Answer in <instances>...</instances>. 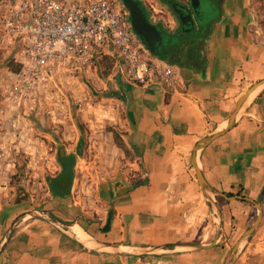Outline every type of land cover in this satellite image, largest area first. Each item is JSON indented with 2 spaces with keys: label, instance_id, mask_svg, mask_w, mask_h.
Wrapping results in <instances>:
<instances>
[{
  "label": "crops",
  "instance_id": "obj_1",
  "mask_svg": "<svg viewBox=\"0 0 264 264\" xmlns=\"http://www.w3.org/2000/svg\"><path fill=\"white\" fill-rule=\"evenodd\" d=\"M245 3L223 4L222 14L212 18L211 32L193 45L195 66L171 64L182 81L175 91L165 90L154 77L144 86L132 85L115 68L112 71L109 59L100 63H110V77L118 81L117 95L125 110L121 139L140 178L131 184L101 185L99 197L105 208L95 212L98 219L72 208L68 198H53L50 206L55 212L46 213L65 225L84 221L89 237L118 251L93 249L43 220L29 219L12 231L0 251V264L227 263L229 247L256 215L246 201H216L221 234L214 246L174 247L205 246L214 239L217 219L196 182L191 153L200 139L224 127L236 100L264 79V42ZM156 5L166 19L148 17L143 5L148 21L173 33L177 23L168 6L160 1ZM69 80L64 77L61 84ZM196 161L213 190L254 201L260 198L261 223L234 264H264V87L249 97L234 126L200 151ZM16 217L10 211L0 215V244ZM108 218V231L102 233ZM161 247L168 248L144 252Z\"/></svg>",
  "mask_w": 264,
  "mask_h": 264
},
{
  "label": "rangeland",
  "instance_id": "obj_2",
  "mask_svg": "<svg viewBox=\"0 0 264 264\" xmlns=\"http://www.w3.org/2000/svg\"><path fill=\"white\" fill-rule=\"evenodd\" d=\"M140 1L148 17L166 19L156 5L159 0ZM199 1L202 20L212 19L214 0ZM244 1L252 11L258 38L264 42V0ZM5 62V56H0V215L7 211L15 217L34 210L55 212L50 206L53 198L47 184L59 172L56 159L61 150L63 156L75 158L68 196L72 208L98 219L95 212L101 213L105 208L99 197L101 185L123 181L131 184L140 178L124 145L122 151L113 140V134L121 139L125 110L117 95L118 81L110 77L111 65L102 63L96 70L70 79L58 91L49 93L18 83L10 75L18 71L6 70ZM79 141L82 150L77 156ZM18 200L22 204H17ZM216 201L221 202L218 198ZM68 225H76L87 234L84 221H71ZM233 245L229 247L227 262Z\"/></svg>",
  "mask_w": 264,
  "mask_h": 264
},
{
  "label": "built area",
  "instance_id": "obj_3",
  "mask_svg": "<svg viewBox=\"0 0 264 264\" xmlns=\"http://www.w3.org/2000/svg\"><path fill=\"white\" fill-rule=\"evenodd\" d=\"M2 55L18 68L10 73L18 83L49 93L105 59L132 85L152 77L167 91L182 84L174 66L151 57L118 0H0Z\"/></svg>",
  "mask_w": 264,
  "mask_h": 264
},
{
  "label": "water",
  "instance_id": "obj_4",
  "mask_svg": "<svg viewBox=\"0 0 264 264\" xmlns=\"http://www.w3.org/2000/svg\"><path fill=\"white\" fill-rule=\"evenodd\" d=\"M123 6V8L127 11L129 22L132 31L134 34L139 37L144 45L147 51L150 54H153L156 52V48H158L161 45L167 44V41L170 40L169 38L165 37L156 26L152 25L146 16V13L142 9L140 3L138 1L134 0H119ZM190 9L195 13L199 11L200 7V1L199 0H188ZM172 9L174 7L172 6ZM178 19L182 26L185 24H189L190 26L193 25L192 19L189 14H186L185 17L178 14ZM264 87V79L260 80L256 83H253L235 102L234 109L228 119L225 122V125L220 130L214 131L210 133L209 135H206L202 139H200L196 145L194 146L192 153H191V165L194 170V175L196 182L201 190V192L204 194L207 203L211 207L212 211L215 214V217L217 219V229L214 239L209 245L201 246V245H176L174 248H185V249H203V248H210L215 245L216 241L218 240L220 234H221V225H220V215L219 211L215 202V198H222L226 201H230L232 199H238L242 201H246L248 203H251L256 211L255 219L253 223L246 229V231L242 234V236L239 238V240L233 245V247L230 250V259L226 264H234L237 259V253L240 250L241 246L244 245V243L252 236L254 231L259 227L261 220H262V208L260 205V198L256 201L241 197V196H227L224 193L217 192L213 190L205 181L200 169L197 166V155L200 151H202L204 148H206L210 143H212L214 140L218 139L219 137L223 136L226 132H228L236 123L238 117L240 116L244 105L246 104L249 97L255 93L258 89ZM63 157V153L61 150L58 151V158L61 159ZM132 187L125 189L124 191L131 190ZM27 218L30 219H40L51 225L52 227L56 228L57 230L61 231L63 234L68 236L69 238L73 239L74 241L84 244L82 242L77 241L73 235L70 233L69 225H65L61 221L51 217L47 213L41 212V211H31L24 214L19 215L10 225L8 228L2 243L0 244V251L2 250L4 244L10 237L12 231L14 228L22 221H25ZM109 228V218L106 220L105 225L103 229L101 230L102 233H105L108 231ZM88 236V235H87ZM89 237V236H88ZM90 241L93 243V246H91L93 249H102V248H108L111 251L115 252L118 251L113 246L106 244V243H100L95 240H93L91 237ZM85 245V244H84ZM168 247H161V248H151L147 249L144 252H158L160 250H165Z\"/></svg>",
  "mask_w": 264,
  "mask_h": 264
},
{
  "label": "flooded vegetation",
  "instance_id": "obj_5",
  "mask_svg": "<svg viewBox=\"0 0 264 264\" xmlns=\"http://www.w3.org/2000/svg\"><path fill=\"white\" fill-rule=\"evenodd\" d=\"M140 3L142 9L146 13V10L143 4ZM227 0H214L213 1V17L220 16L222 14V6ZM120 2V1H119ZM169 11L174 16L176 20V28L171 34H167L170 40L172 41L174 36L179 35L178 45L172 46L170 44H164L156 48V53L162 56L165 59L166 63L173 64L176 67H180L181 65H193L195 66L197 62V53L193 50V45L197 41L205 38L208 33L211 32V22L212 19L207 21H203L200 16V11L195 13L190 9L188 0L177 1L170 0V3L167 4ZM172 6L174 9H172ZM178 14L185 17L186 14H189L193 25L190 26L188 23L184 26L181 25ZM148 18V17H147ZM159 31L160 29L157 28ZM162 30V29H161ZM161 32V31H160ZM179 33V34H177Z\"/></svg>",
  "mask_w": 264,
  "mask_h": 264
},
{
  "label": "trees",
  "instance_id": "obj_6",
  "mask_svg": "<svg viewBox=\"0 0 264 264\" xmlns=\"http://www.w3.org/2000/svg\"><path fill=\"white\" fill-rule=\"evenodd\" d=\"M134 1H136V0H134ZM159 1L165 5L170 3V0H159ZM160 31L165 37L169 38L168 35L164 31H162L161 29H160ZM177 34H179V33H177ZM179 38H180V36L176 35V36H174L172 41L168 40L167 44H170L172 46H176V45H178ZM138 39L140 40L142 45L145 47L143 41L139 37H138ZM151 55L154 58H156L157 60L166 63L165 59L162 56L158 55L156 52L151 54ZM105 63H108V62H105ZM166 64L171 65L169 63H166ZM5 67L8 69H11L12 72L18 71V68L16 66H14L8 60H6V62H5ZM113 140L115 142L116 147L123 151V144H122L121 139L118 138L115 134H113ZM81 148H82V143L79 141L77 143L76 149H75V153L77 156H79L81 154V150H82ZM74 159H75L74 155L63 156L61 159H59L57 157L56 161H57V164L59 166V172L53 178L48 179V184H47L51 198H59V199L68 198L69 193H70L71 184L73 181ZM227 196L231 197L232 195L228 194ZM218 199L222 200L221 198H218ZM17 204H22V200L21 201L18 200ZM253 219H254V217H253Z\"/></svg>",
  "mask_w": 264,
  "mask_h": 264
},
{
  "label": "bare ground",
  "instance_id": "obj_7",
  "mask_svg": "<svg viewBox=\"0 0 264 264\" xmlns=\"http://www.w3.org/2000/svg\"><path fill=\"white\" fill-rule=\"evenodd\" d=\"M69 231L77 241L84 243L86 246H93L90 238L78 226H70Z\"/></svg>",
  "mask_w": 264,
  "mask_h": 264
}]
</instances>
